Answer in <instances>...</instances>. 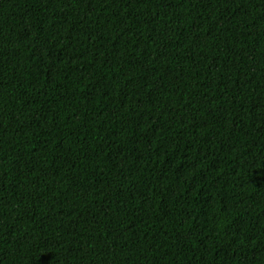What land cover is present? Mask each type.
I'll return each instance as SVG.
<instances>
[{"label":"trees","instance_id":"16d2710c","mask_svg":"<svg viewBox=\"0 0 264 264\" xmlns=\"http://www.w3.org/2000/svg\"><path fill=\"white\" fill-rule=\"evenodd\" d=\"M0 264H264V0H0Z\"/></svg>","mask_w":264,"mask_h":264}]
</instances>
